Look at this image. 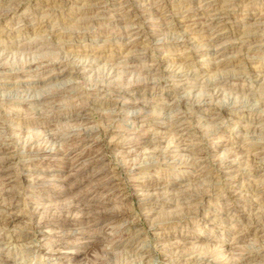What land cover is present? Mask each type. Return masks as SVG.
Wrapping results in <instances>:
<instances>
[{
  "label": "rangeland",
  "instance_id": "374dc122",
  "mask_svg": "<svg viewBox=\"0 0 264 264\" xmlns=\"http://www.w3.org/2000/svg\"><path fill=\"white\" fill-rule=\"evenodd\" d=\"M21 2L0 3L1 123L48 117L60 133L48 152L102 156L99 181H114L65 189L69 168L53 160L30 192L16 166L8 188L24 201L8 220L0 200V264H264V0ZM49 74L60 77L39 81ZM40 127L10 136L9 151ZM135 183L141 195L123 199ZM79 197L90 224L78 213L45 233L27 216L25 200L64 216Z\"/></svg>",
  "mask_w": 264,
  "mask_h": 264
},
{
  "label": "bare ground",
  "instance_id": "6f19581e",
  "mask_svg": "<svg viewBox=\"0 0 264 264\" xmlns=\"http://www.w3.org/2000/svg\"><path fill=\"white\" fill-rule=\"evenodd\" d=\"M4 1L5 0H0V3L4 2ZM6 1H8V0H6ZM17 1L18 0H15V2H16L15 8H18V10H19L22 7V2H21L22 0L18 1L19 3ZM213 6H214V10L218 11V9H220V8L217 9L215 4H213ZM228 6H229V4H228ZM215 23H218V22L216 21ZM217 25H220V24H217ZM243 27H244V25H243ZM4 77H7V78L10 77L11 78L12 76H4ZM59 77H60V75H58V74H56V75L49 74L46 77H44L43 79H40L39 81L46 83V82H50L56 78L58 79ZM1 88H0V91H1ZM42 110L43 109H41L40 111H42ZM15 117L16 116H9L8 120L3 121L2 123L0 121V123L2 124V127L0 129V200L2 199L4 201H6L7 199H9V202H8L9 205L4 210V213H3L4 216L8 217V220L13 219L15 217L16 218L19 217V215L22 213V211L19 209L18 204L21 201H24V198L21 196L22 194L20 193V191L15 192V191L10 190L8 188L9 183H11V181H13L11 175H13V173H15L16 166H17V174H15V175L17 176V179H16L17 184H21V185L25 186V188L27 190H29L30 192H35V191L40 190L47 183V181H45L46 175H44V173L41 170H39L38 167L41 168V167L45 166L48 162L53 161V160H58L63 165V167H64L63 171H67V168H69L68 174L65 175V172H64V176H63L64 178H63V184L62 185L65 186V189L72 188V186L75 185L76 183L84 182L85 178H87L86 176H88V175H90L93 179L95 178L94 181L92 180L89 183H92V187L96 188L97 190L100 189L99 187L107 188V187H110L113 185L114 180H111V178L108 176H107V179H105L104 181L103 180H101L102 182L99 181L100 176H101L100 171H105L104 169H106V166H103L102 156H99L98 158L96 157V158H90V159H87L85 157V159H84V153L85 152L83 151V152H80L79 154L75 153L72 155H70V153H64L63 154L64 156L62 158H56L55 155H53L51 152H48L52 142L56 138L60 137L59 132L47 130V127L49 125V120H47L48 117H47V119L40 117V118L33 119L30 122L24 123L26 125V127L24 129H30V128L35 129V128L40 127V126H44V127H46L47 131H45L44 130L45 128H44V129H42V131L44 130V132L38 133L34 137L31 136V138H27L24 140L22 139V141L19 142L18 148H14V150L9 151V148H8L9 147V142H8L9 137L12 135H16L21 139V135L24 133L23 128H19L16 125V123L12 122L15 120ZM86 120H88V119H85V121H84V119L82 120V122L84 121V124L86 126H84L83 129L81 130L82 131L81 134L85 135L83 140H90L88 138L87 133H86V132H88V129L90 128V123L88 122L89 120L88 121H86ZM40 128H42V127H40ZM72 132L73 131L67 132V133H69L71 135ZM63 134H65V133L63 132ZM73 136L76 137V134L72 135V137ZM121 138H122V134L119 131L118 133L113 134L110 142L113 146L121 145V141H119V139H121ZM87 147L85 146V148H87ZM52 149H50V150H52ZM35 167H37V168H35ZM127 168L129 169V168H131V166L127 165ZM95 169H97V171L94 172L93 170H95ZM130 170H132V169H130ZM88 171L90 172V174ZM134 171H135V169H134ZM136 172L138 173L139 171L136 170ZM75 177L77 179H75ZM138 185H139L138 183L134 184V186H136L137 191L133 192L132 194L130 193L129 197L126 195V193L122 194L123 199L127 200L132 196H140L141 192L139 190L140 188L138 187ZM62 193H63L62 191L57 192V196L58 197L61 196ZM52 199L55 200L56 198L52 197ZM168 200H169V197H168ZM30 202L34 203V205L32 204L33 205L32 208H30L27 211V216H28V218H31V219H33V218L37 219V225L41 227L38 230H40L41 232L47 233L48 230L51 229L49 226L46 225L47 223L51 222V220H54L53 222L55 223L56 227H58V226L59 227H67V226L76 225V223L78 221L76 219L77 216H74L73 218H71L70 216L76 215L78 213H83V217L85 218L84 221L89 223V224L93 220L90 217H88L89 215L85 216L87 214V213H85L87 210L86 209L87 208V205H86L87 201L83 198H80V197L77 198L75 202L70 204V206L68 207V213L64 216L63 215L57 216L55 214L60 207L59 208H57V207L51 208V206H49L50 208L45 207V209L42 211V209L44 207L41 203L36 202L34 199L25 200V204H28ZM15 208H17V214L15 213V211H13ZM128 217H129L128 213L111 211V214L108 213V215L106 217L107 218L106 221H109L111 219H116V220L121 219V221H122L123 219H127ZM122 223H124V222L122 221ZM121 225H123V224H120V226ZM45 229H47V230H45ZM24 246H28L30 248L33 247L35 250H38L41 253L47 252V254H49L50 253L49 250L52 249L51 247H46L45 245H40V246L35 245L34 246L32 242L26 243V244H24ZM114 247H115V245L113 244V248Z\"/></svg>",
  "mask_w": 264,
  "mask_h": 264
}]
</instances>
